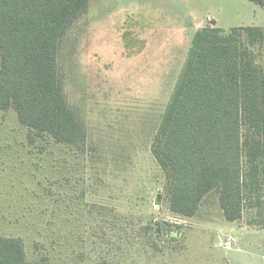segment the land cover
I'll list each match as a JSON object with an SVG mask.
<instances>
[{
	"label": "rangeland",
	"instance_id": "1",
	"mask_svg": "<svg viewBox=\"0 0 264 264\" xmlns=\"http://www.w3.org/2000/svg\"><path fill=\"white\" fill-rule=\"evenodd\" d=\"M208 26L264 27V9L247 0H90L59 60L87 124L85 153L49 139L29 144L16 112L0 110V236L23 239L29 262L44 253L57 264H264L256 211L229 222L211 193L193 218L172 213L152 153L192 39ZM250 50L264 70V45ZM163 222L175 238L144 235Z\"/></svg>",
	"mask_w": 264,
	"mask_h": 264
},
{
	"label": "trees",
	"instance_id": "2",
	"mask_svg": "<svg viewBox=\"0 0 264 264\" xmlns=\"http://www.w3.org/2000/svg\"><path fill=\"white\" fill-rule=\"evenodd\" d=\"M247 1L264 9V0ZM89 4L0 0V110L16 112L31 145L49 139L86 152L87 124L68 99L59 60ZM263 45L264 27L195 33L151 146L172 213L193 218L216 193L227 221L254 210L264 231V70L250 50ZM174 228L157 223L144 235L175 238ZM72 258L84 261L82 253ZM0 264L57 263L44 253L29 262L23 239L0 236Z\"/></svg>",
	"mask_w": 264,
	"mask_h": 264
},
{
	"label": "built area",
	"instance_id": "3",
	"mask_svg": "<svg viewBox=\"0 0 264 264\" xmlns=\"http://www.w3.org/2000/svg\"><path fill=\"white\" fill-rule=\"evenodd\" d=\"M230 240H231V241L233 240L232 237H230ZM231 241H230V242H231Z\"/></svg>",
	"mask_w": 264,
	"mask_h": 264
}]
</instances>
